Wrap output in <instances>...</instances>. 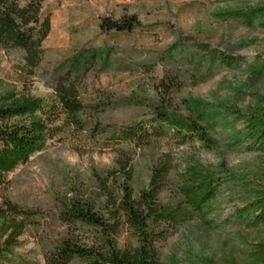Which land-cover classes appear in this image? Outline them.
<instances>
[{
  "label": "rangeland",
  "instance_id": "obj_1",
  "mask_svg": "<svg viewBox=\"0 0 264 264\" xmlns=\"http://www.w3.org/2000/svg\"><path fill=\"white\" fill-rule=\"evenodd\" d=\"M41 11L49 17L42 61L30 72L22 51L0 49V93L43 94L64 75L72 55L93 50L96 63L70 79L88 102L111 98L96 114L103 123L146 116L156 81L164 73H182L169 98L180 113L193 105L205 138L137 147L110 141L108 135L48 139L0 184V207L7 199L30 216L13 245L16 260L45 264L44 254L57 238L97 242V228L58 218L62 202L74 195L94 199L107 216L99 206L103 197L95 172L101 175L125 151L135 194L146 183L150 163L167 151L173 165L161 198L175 200L172 181L186 165L213 171L218 184L200 212H188L156 240L160 264H264V220L244 223L239 215L264 195V149L234 138L241 136L247 117L264 118V0H44ZM133 12L140 26L130 32L97 27L102 15ZM212 53L240 59L226 64ZM210 153L214 163L207 162ZM234 154L241 162L229 166ZM115 243L127 249L135 244L126 225L119 226ZM66 264L91 263L70 258Z\"/></svg>",
  "mask_w": 264,
  "mask_h": 264
},
{
  "label": "trees",
  "instance_id": "obj_2",
  "mask_svg": "<svg viewBox=\"0 0 264 264\" xmlns=\"http://www.w3.org/2000/svg\"><path fill=\"white\" fill-rule=\"evenodd\" d=\"M44 0H0V49L23 52L26 70H33L42 61V41L49 32V17L42 13ZM226 1V0H223ZM135 12L117 18L102 15L97 27L102 32H130L139 27ZM213 54V53H212ZM216 59L220 56L212 55ZM64 75L54 80L43 94L0 93V184L15 166L28 160L34 151L45 146L48 139L59 141L85 136L87 139L107 137L110 141L132 146H152L159 140L184 142L205 138L197 122L193 105L180 113L170 100V93L179 88L182 73H164L156 83V96L151 97L149 114L130 123L110 125L97 118L98 110L111 98L86 101L81 97L71 73L86 72L96 61L93 50L76 52L70 58ZM239 57L223 55L220 61L234 64ZM79 80V78L77 79ZM241 136L257 149H264V118L250 115L245 119ZM167 151L160 153L148 167L146 183L132 193L130 179L133 165L125 151L119 153L112 166L95 172L103 200L99 212L94 199L70 196L57 212L66 224L83 223L98 230V241L84 244L69 237L57 238L44 254L45 264H66L70 258H81L91 264H160L156 240L164 237L178 219L188 212L198 213L216 193L218 184L214 172L186 165L173 178L175 200H165L160 193L169 182L172 167ZM239 213L244 223L264 220V195L248 203ZM28 210L5 199L0 207V264H23L16 260L13 245L25 227ZM126 225L134 235L135 244L120 248L115 243L119 226Z\"/></svg>",
  "mask_w": 264,
  "mask_h": 264
},
{
  "label": "clouds",
  "instance_id": "obj_3",
  "mask_svg": "<svg viewBox=\"0 0 264 264\" xmlns=\"http://www.w3.org/2000/svg\"><path fill=\"white\" fill-rule=\"evenodd\" d=\"M214 153H210L208 156V163H214ZM241 162V158L239 155L234 154L231 159L228 160L229 166H232L234 164H239Z\"/></svg>",
  "mask_w": 264,
  "mask_h": 264
}]
</instances>
